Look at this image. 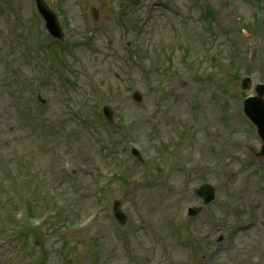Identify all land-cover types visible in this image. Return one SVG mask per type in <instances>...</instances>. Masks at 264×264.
<instances>
[{
    "label": "rangeland",
    "instance_id": "374dc122",
    "mask_svg": "<svg viewBox=\"0 0 264 264\" xmlns=\"http://www.w3.org/2000/svg\"><path fill=\"white\" fill-rule=\"evenodd\" d=\"M10 1L0 0L2 41L3 37L20 32L23 28V24L18 25L14 17L28 20L34 9L31 0H13L12 7ZM123 1L66 0L61 13L73 23L71 33L76 36L75 39L82 38L83 33L89 30V26L85 27V9L93 6L99 12V31L88 47L85 45L77 51V59H72L68 66L73 84L61 85L60 78L53 76L50 86L39 85L32 75V65L26 67V63L22 64V69L33 79L35 95L39 92L47 101L48 108L43 115L56 124V132L65 136L78 132L68 143L60 145L58 154L65 155L70 175L77 169L74 184L81 186L82 190L68 213L71 227L65 230L51 225L42 234L46 250H52L50 264L60 262L54 250L65 241L73 252L71 258L75 264H133L128 258L124 240L112 221L111 205L115 199L122 203L124 212L130 217L129 225L124 230L130 234L131 247L139 255L138 264H148L149 261L151 264H240V252L243 251L248 252L252 264H264V224H261L264 163L245 149L246 144L260 149L261 141L251 134L239 116L244 99L242 94L253 95V91L243 93L240 82L230 79L226 70L221 71L224 66L219 63L220 58L221 62L227 56L230 58L225 36L229 31L241 29L243 24L237 22L238 18L245 21L255 19L257 8L254 0H203L202 3L206 1L213 11L211 22L199 19L202 12L196 6L192 10L191 0H168L167 4L155 8L156 13L147 22L142 38L140 36L137 40L146 52L143 61L147 59L146 54L151 58L150 62L145 61L148 64L147 75L141 72V66L134 63L127 52L126 43L133 46L132 36L109 13L110 8L124 6ZM139 9L140 12H137L136 8L133 18L139 20L144 14H149V11L142 9V4ZM180 12L190 13L189 21L184 22ZM204 24L208 30H205L207 26L205 28ZM129 25L133 27L134 24ZM176 30L182 32L185 42L181 45L189 51L190 63H186V70L177 77L165 73L167 57H174L176 51L173 43ZM245 32L246 35H239L240 46L242 50L248 49L249 53H254V58L248 61L251 77L254 84L262 83L264 31ZM36 35L34 31L32 41ZM2 41L0 76L4 73V61L9 52ZM17 46L20 44L17 43ZM215 54L218 57L213 61ZM31 56L36 58V55ZM137 56L140 55L137 53ZM154 63L160 70L151 69L157 67ZM200 76L209 78L206 84H200ZM145 77H148L147 81ZM165 82L168 88L176 90L173 97L167 96L157 108L158 98L154 88L156 92L157 89L165 90L162 85ZM202 82H205L204 78ZM7 85H0V141L8 138L11 149L0 146V163L12 148H35L36 165L46 180L42 186H51V167L59 163L60 157H52L41 150V144L33 137L34 132L20 119L13 104L16 92L13 84ZM218 89H226L231 94L229 99L225 98V105L222 100L214 98ZM93 90H98L100 95ZM134 90L144 97L142 103L138 104L131 98ZM100 102L101 109L109 105L124 117L123 120L115 117L113 132L110 131L112 128L100 124L97 119L95 110ZM194 102L195 106L200 107L197 111L192 106ZM71 109L79 116L73 115ZM195 111L199 117H193ZM80 116L92 122V127L86 129L81 126ZM120 123L124 133L131 137V144L144 152V158H161L160 162L166 169L162 176L152 167L148 173V167H142L131 157L129 177L132 185L128 194L122 180L113 177L116 171L111 168L117 165L120 156L129 155L128 144H122ZM189 127L198 133V137L193 138V156L189 151L188 139L184 138V131ZM155 129L158 130L157 137L153 135ZM209 131L212 136L208 134ZM236 132L244 133V137H238L239 142L234 136V143L232 135ZM111 139L116 146L114 159L109 157L108 144ZM215 141L220 144L219 149L211 148ZM96 175L100 185L96 184ZM3 178L0 168V180ZM10 183V180L5 181V185ZM203 183L216 187L217 199L203 213L186 223V209L202 203L194 195V190ZM100 187H104L105 192H100ZM75 189L72 187L73 192L59 193L66 198ZM23 215V210L17 213V223L21 224ZM173 216L176 217L177 227H189L184 236L188 238L190 234L201 244L203 263L193 259L190 248L178 242L171 228L175 220ZM45 218L42 214L37 219L42 227L47 223ZM252 222L255 224L253 228ZM132 223L139 228L133 231ZM229 230H232V235ZM220 236L223 241L217 243ZM212 247L213 253L208 258L206 253ZM93 249L97 254L93 253ZM94 255H99L98 260L93 258ZM61 259L64 264H71L65 258Z\"/></svg>",
    "mask_w": 264,
    "mask_h": 264
},
{
    "label": "water",
    "instance_id": "95a60500",
    "mask_svg": "<svg viewBox=\"0 0 264 264\" xmlns=\"http://www.w3.org/2000/svg\"><path fill=\"white\" fill-rule=\"evenodd\" d=\"M252 110H253V117H254L255 120H257V122L259 123V117H258V115L254 112L255 108L252 107Z\"/></svg>",
    "mask_w": 264,
    "mask_h": 264
}]
</instances>
